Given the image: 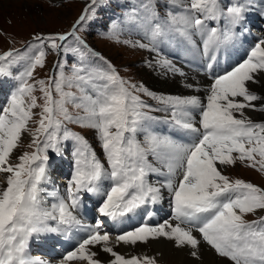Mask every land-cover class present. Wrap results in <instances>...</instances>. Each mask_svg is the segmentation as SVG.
<instances>
[{
    "label": "snow or ice",
    "instance_id": "6c2138e0",
    "mask_svg": "<svg viewBox=\"0 0 264 264\" xmlns=\"http://www.w3.org/2000/svg\"><path fill=\"white\" fill-rule=\"evenodd\" d=\"M100 2L91 0L71 31L37 33L23 51L0 54V83L15 80L0 107V174L6 180V186L0 185V264H102L98 252L109 255L107 264H158L154 256H126L115 246L161 239L187 249L197 260L207 245L225 264H264V187L224 174L225 167L237 162L264 173V122L245 113L257 110L253 102L264 101L252 90L264 83V35L254 37L234 64H219L223 55L247 42L251 0H147L142 11L121 18L139 28L147 41L124 43L155 53L162 75L187 78L182 65L162 55L165 47L189 57L188 63L203 61L208 83H185L189 95L158 94L124 79L80 38L77 33L89 10ZM259 14L264 17V11ZM111 31L115 35L118 27ZM70 38L80 47L70 49ZM70 51L79 55L70 75L57 61L52 77L36 79L49 52ZM258 110L264 111V105ZM69 124L95 132L103 161L86 136ZM159 125L168 126L170 133ZM176 133L187 142L176 139ZM25 134L33 151L14 158ZM67 140L73 157L67 199L56 198L45 207L41 185L51 167L49 152L60 155L61 142ZM87 194L102 197L99 217L121 223L132 216L151 219L154 206L167 195L170 218L125 228L113 242L105 219L88 226L81 220ZM258 213L257 219H246ZM73 230L86 235L72 250L52 261L30 255L34 238L66 237Z\"/></svg>",
    "mask_w": 264,
    "mask_h": 264
},
{
    "label": "rangeland",
    "instance_id": "374dc122",
    "mask_svg": "<svg viewBox=\"0 0 264 264\" xmlns=\"http://www.w3.org/2000/svg\"><path fill=\"white\" fill-rule=\"evenodd\" d=\"M0 2L2 3V5H0V52L15 49L14 46L18 45L19 43L25 41L27 38H30L31 36L37 33H52L66 29L71 24V22H74V20L76 19L75 16L80 11V9H83L84 5L87 6L89 4L88 2H86V0H14L11 2H5V0H0ZM50 2L57 4H55V6H52ZM158 2L163 4L162 2H160V0H152L153 4ZM109 3L112 6L116 5L114 0H111ZM144 3L146 2H143L139 5H132L136 6L139 10L142 11V5ZM106 8L111 11L108 1L101 0L100 4L94 7L92 17L95 18L96 14H98V17H100L101 13H95L98 9L102 10L101 12L106 15V12L104 11ZM256 9L257 8L255 7V10ZM116 12L120 11H117L116 9ZM112 14L114 15V17L111 20L107 19L105 15L103 17H100V19L107 20H100V24H95L94 27L103 26L105 27L104 29H112L113 27L118 26V24H116L118 18L126 17L122 16L121 12L119 13V15L117 13ZM125 22L128 24L130 23L128 21ZM110 23L111 26L109 27ZM92 25L93 23L90 24V26ZM90 35V33L89 36L87 35L86 40L88 41H85L87 45L91 47V49L98 52L101 56L111 61V63L116 67L117 71L121 74L124 79L130 80L131 82L136 84H139L141 81H143V83H146L147 86L151 89V91L156 92L158 94L160 93L157 89H155L154 87H152L151 84L148 83L149 78L145 74L151 73L154 77L158 78V73L161 72L155 67L150 68L149 66L145 65H143V67L138 66V61L140 60V56L137 55L138 51L125 49L124 47L126 43H124L125 41H123L120 37L117 40H113L111 36H109V34L103 32L102 34L99 32L95 33L93 39L90 37ZM69 43L74 44L73 40L71 39ZM75 47L79 48L80 46ZM29 51H31V49H29ZM51 55H53V59L52 57H50ZM55 55H57V53L49 52L46 67L43 69H37L36 79L49 78L47 69L49 64L53 62ZM70 56V61H66L64 56H62L59 60L66 75H68L67 68H72L74 63H77L79 59V56L75 53L70 54ZM36 95L37 97H39L41 94L37 92ZM152 102L154 103V101ZM38 103L42 104L43 101L38 100ZM39 111L40 109L37 108L34 112L39 113ZM38 119V115L34 117V120ZM35 126V123L31 125V127L33 128H35ZM72 128L79 127L76 125H72ZM165 130H167V128H165L163 131L165 132ZM83 135L86 136V138L92 145V141L90 140L91 136L89 132L83 133ZM175 138L179 140L177 134H175ZM30 142L31 138L25 141V143L27 144H29ZM20 148L21 146L16 150V152L19 151ZM99 152L98 156L100 157V159H104L103 156L101 157L99 155ZM234 169H236V172L233 173H235L238 179L249 178L253 182H256L264 187V181H262L256 174H253L251 170L244 167L238 168L237 164ZM232 171L233 170L229 169L228 173H232ZM0 178L4 179L3 176ZM165 200L168 202V198L165 197ZM161 216H163V214L159 215V217ZM255 219L257 218L253 216L251 221ZM158 262H161L163 264H175L173 261Z\"/></svg>",
    "mask_w": 264,
    "mask_h": 264
},
{
    "label": "bare ground",
    "instance_id": "6f19581e",
    "mask_svg": "<svg viewBox=\"0 0 264 264\" xmlns=\"http://www.w3.org/2000/svg\"><path fill=\"white\" fill-rule=\"evenodd\" d=\"M11 2L14 0H5V2ZM259 2L263 3L264 0H258ZM0 5L2 3L0 2ZM257 9H253L248 16L249 24H251V27H261V31L264 30V17H262L259 13L264 11V3L263 6H257ZM264 32V31H263ZM264 35V33L262 34ZM247 38L252 40L254 37H259L261 35L257 34H246ZM149 78V84L152 85L155 89H157L160 92L167 93V94H173L178 95L179 93L173 88L174 80L169 79L167 77H164L161 73H158V78L154 77L151 73L145 74ZM142 79V78H141ZM176 79V78H173ZM176 87V86H175ZM178 90V89H177ZM252 90H254L257 94L264 97V83L258 84V85H252ZM155 91V90H154ZM179 91V90H178ZM259 104H263L264 101H258ZM245 113L248 116H251L252 113L248 112L245 109ZM253 117H256V119H262L263 116L260 115H254ZM170 129L167 128L165 130V133H170ZM178 135L179 140H186L187 137H184L181 139V134L176 133ZM31 138L27 134L24 135L23 140H27ZM16 152V151H15ZM150 180L155 183L156 177L150 176ZM4 183V182H3ZM59 197H65L64 194H60ZM167 198V195H165ZM165 200V199H164ZM46 207V206H45ZM154 210L156 212V220L155 222H163L166 219L170 218L171 209L169 206V203L165 200L162 201L160 204H157L154 206ZM160 214H163V216L159 217ZM135 220V225L139 226L142 222H147L145 219L142 220L139 216H133ZM118 226H120L119 222L117 223ZM50 236L48 234H42L40 237L34 238L33 241L30 244V255L36 259H42L46 261H52L54 258L51 256V254L54 252H58L57 248L53 247V243L48 239ZM38 242H41L43 245H45V248H42L41 245L38 244ZM92 250H97V248H93ZM115 250L120 253H126L136 254V255H149L156 257L157 261H173L175 264H225V261L222 258H219L213 250H211L207 245L202 246V252L200 259L197 260L196 258L192 257L187 249H177L173 246V244L166 240H157V241H150L148 245H137L135 247L129 246V245H120L118 247H115ZM101 253V258H108L106 253ZM74 264H86V262H74Z\"/></svg>",
    "mask_w": 264,
    "mask_h": 264
}]
</instances>
